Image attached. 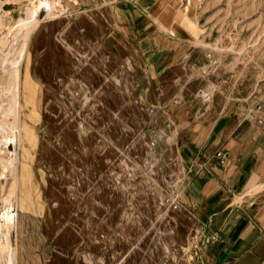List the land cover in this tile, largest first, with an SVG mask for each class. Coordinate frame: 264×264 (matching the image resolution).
<instances>
[{"label":"rangeland","instance_id":"1","mask_svg":"<svg viewBox=\"0 0 264 264\" xmlns=\"http://www.w3.org/2000/svg\"><path fill=\"white\" fill-rule=\"evenodd\" d=\"M50 1L27 29L31 0H0V104L18 67L20 117L15 143L0 129V264H201L181 139L264 122V0Z\"/></svg>","mask_w":264,"mask_h":264},{"label":"crops","instance_id":"2","mask_svg":"<svg viewBox=\"0 0 264 264\" xmlns=\"http://www.w3.org/2000/svg\"><path fill=\"white\" fill-rule=\"evenodd\" d=\"M181 141L184 200L202 222L201 264H264V122L203 118Z\"/></svg>","mask_w":264,"mask_h":264},{"label":"bare ground","instance_id":"3","mask_svg":"<svg viewBox=\"0 0 264 264\" xmlns=\"http://www.w3.org/2000/svg\"><path fill=\"white\" fill-rule=\"evenodd\" d=\"M43 7H47L49 15H55L56 13L60 12L59 9H57L56 7H54L51 4L50 0H31V4L28 6V8L26 7L27 8L26 15L19 19L16 27L18 28L20 26V28L26 27L28 29L32 24H34V22L36 20H38L39 13ZM1 23H2V21H0V24ZM15 35H16V33H15ZM26 35L27 34L25 33L24 36H26ZM9 60H10L9 58L5 57L4 60L0 62V66H3L5 68L9 62ZM13 62L16 63L17 61H15L13 59ZM17 70H18V67L15 69V74L13 73L15 83L14 82L11 83V85L12 84L13 85L12 86L10 85L8 88L2 86V87H4L3 89H6V92L10 91L12 93L11 102H9L8 105L0 104V110H1L0 129L4 132L3 133L1 131L3 134L11 133L10 138L8 136H6L7 134L4 135V136L8 137L5 140L9 141V144H11V143L13 144L16 141V136H17V132H16L17 130L16 129L18 127V121L20 118L19 112H18V97H17L18 86L16 84V77H17L16 71ZM17 80H18V78H17ZM0 96H2V94H0ZM11 119H12V121H11ZM0 142H3L2 139H0ZM3 150H4V147H3ZM6 152L9 155L8 156L9 158H7V157L3 158V159L1 158L0 159L1 165H3L4 167H7V165L8 166L14 165L16 153L12 152L11 149H7V148H6ZM2 157H3V155H2ZM9 207H10V199L8 200V208ZM5 213L6 214H5L4 218H5L6 225H5L4 231L0 233V260H2V258H7V260L8 259L13 260L14 256H13L12 244L10 242V231L14 227L15 222H14V217H13L12 211L10 212L9 210H5Z\"/></svg>","mask_w":264,"mask_h":264},{"label":"built area","instance_id":"4","mask_svg":"<svg viewBox=\"0 0 264 264\" xmlns=\"http://www.w3.org/2000/svg\"><path fill=\"white\" fill-rule=\"evenodd\" d=\"M216 157L218 158L220 163H224L228 157V152L225 150H220L216 153ZM165 200L166 203L173 208H178L180 205V200L178 195L167 196Z\"/></svg>","mask_w":264,"mask_h":264}]
</instances>
